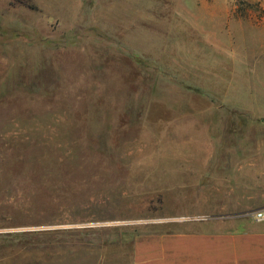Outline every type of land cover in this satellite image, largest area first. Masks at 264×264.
I'll list each match as a JSON object with an SVG mask.
<instances>
[{
    "label": "rangeland",
    "instance_id": "obj_1",
    "mask_svg": "<svg viewBox=\"0 0 264 264\" xmlns=\"http://www.w3.org/2000/svg\"><path fill=\"white\" fill-rule=\"evenodd\" d=\"M191 157L264 159L263 7L0 0V264H131Z\"/></svg>",
    "mask_w": 264,
    "mask_h": 264
},
{
    "label": "crops",
    "instance_id": "obj_2",
    "mask_svg": "<svg viewBox=\"0 0 264 264\" xmlns=\"http://www.w3.org/2000/svg\"><path fill=\"white\" fill-rule=\"evenodd\" d=\"M243 1L264 8V0ZM168 162L176 175L160 183L162 215L134 234L130 263L264 264V220L250 215L264 210V159Z\"/></svg>",
    "mask_w": 264,
    "mask_h": 264
},
{
    "label": "built area",
    "instance_id": "obj_3",
    "mask_svg": "<svg viewBox=\"0 0 264 264\" xmlns=\"http://www.w3.org/2000/svg\"><path fill=\"white\" fill-rule=\"evenodd\" d=\"M250 215L256 221L264 220V210H256V211H253Z\"/></svg>",
    "mask_w": 264,
    "mask_h": 264
}]
</instances>
